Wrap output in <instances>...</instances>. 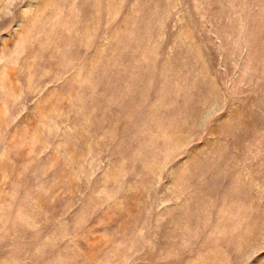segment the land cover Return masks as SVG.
Wrapping results in <instances>:
<instances>
[{"label": "rangeland", "instance_id": "obj_1", "mask_svg": "<svg viewBox=\"0 0 264 264\" xmlns=\"http://www.w3.org/2000/svg\"><path fill=\"white\" fill-rule=\"evenodd\" d=\"M0 264H264V0H0Z\"/></svg>", "mask_w": 264, "mask_h": 264}]
</instances>
